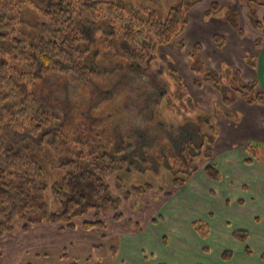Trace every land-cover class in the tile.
<instances>
[{
	"label": "rangeland",
	"instance_id": "374dc122",
	"mask_svg": "<svg viewBox=\"0 0 264 264\" xmlns=\"http://www.w3.org/2000/svg\"><path fill=\"white\" fill-rule=\"evenodd\" d=\"M112 1H120L126 15L140 19H146V9L156 12L162 20L172 7L182 9L186 25L183 33L186 36L160 47L157 55L142 68L135 64L128 65L122 60L120 52L126 43L115 33L119 23L114 25L115 28L93 22L82 24L90 42L87 66L94 74L92 81L86 87L79 85L73 80L69 67L63 65L59 72L40 79L35 88L40 105L60 116V121L52 128L61 127L64 134L63 139L57 140L53 138L57 130L52 129L48 131V142L38 147L40 161L46 171L44 199L48 212L61 211L62 203L56 199L54 189L67 171L60 165L75 159V152L84 150L83 143L86 151L90 144L100 140L110 145L111 151L117 144L119 147L125 146L127 150L130 149L125 157L133 160L136 168L119 173V180H109L116 205L111 204L104 211L78 215L74 220L75 230L59 231L47 222L29 225L24 230L26 223L16 222L12 233L0 237V264L158 263V244H151L143 236L138 237L139 250L143 248L148 252L145 247L149 244L153 256L147 261L134 259L132 262V254L123 252L121 255L123 239L120 233L129 232L137 224L145 227L160 214L159 208L166 203L165 199L174 206L183 196L182 193L174 196L177 187L173 186L166 156L172 149L179 152L184 142L193 140L196 150L200 149L194 164L198 166V175L203 177L208 165H221L229 170V165L224 163L223 166V162L231 157L228 150L232 144L238 158L243 159L245 142L254 135L252 130L257 119L250 127L241 123L243 106L233 90L231 81L234 74L226 79L225 73L240 70V76L235 74L239 77L238 81L247 84L253 80L257 83V90L264 93V63L259 64L258 57L255 58L264 44V0L245 3L238 0L235 3L233 0ZM197 5L199 8L193 9ZM213 5L217 6L214 10ZM35 8L31 5L34 12L29 10L24 13L26 20L37 19ZM258 22L262 27L257 26ZM214 34L226 38L224 46L213 48ZM197 44L202 45L203 52L197 54L193 65L187 64L185 57L182 60L179 54H175L180 52L184 55L189 49L187 59L191 61L190 54ZM194 67L198 69L195 76L192 73ZM169 70L178 73L182 85L170 79ZM205 70L218 76V86L204 84L201 89L193 86L194 78L202 79ZM221 91L234 98V109L240 112L226 110ZM221 116L226 120L228 116L234 124L223 121ZM247 118L253 116L247 115ZM11 138L10 148L13 150H17L18 145L27 147L36 141L30 139L28 133L22 136L15 134ZM215 142L218 143L214 145ZM209 154L212 158H205ZM87 160H91V157ZM241 165L244 169V165ZM148 184L152 185L151 190L142 194L133 193V187ZM166 192L173 195L168 197ZM127 193L130 194L129 198ZM164 212L161 215L165 218ZM117 213L122 214V219L115 221ZM95 221H103L106 229H83L85 222ZM167 237L173 246L174 238ZM233 245L229 250L235 252L237 250ZM113 247L118 249L116 255L112 252ZM210 248L213 253L219 249L214 244ZM191 257L192 261H196L197 255L191 254ZM213 261L212 256L207 264H214ZM218 261L215 259L216 263ZM240 262L243 263L237 259L232 264ZM258 262L259 259L252 261L253 264Z\"/></svg>",
	"mask_w": 264,
	"mask_h": 264
},
{
	"label": "trees",
	"instance_id": "16d2710c",
	"mask_svg": "<svg viewBox=\"0 0 264 264\" xmlns=\"http://www.w3.org/2000/svg\"><path fill=\"white\" fill-rule=\"evenodd\" d=\"M238 1L245 3L252 0ZM31 5L36 7V20L24 18L26 11H33ZM215 8L217 6L213 5V10ZM144 12L146 19L128 16L123 4L112 0H0V237L12 233L18 221L26 223L24 230L41 222H47L59 231L75 230L74 220L78 215L104 211L111 204L116 205L109 180H119V173L134 170L136 164L125 157L130 149L117 144L111 151L112 147L100 140L90 144L87 151L83 143L84 150L76 151L75 159L60 165L67 174L56 184L54 194L62 203V209L57 213L48 212L44 199L46 171L40 161L38 147L48 142V131L52 129L57 130L53 136L57 140L63 139L64 134L61 127L52 128L60 121V116L40 105L35 88L40 79L59 72L63 65L69 67L76 83L84 87L89 85L94 74L87 66L90 42L82 26L85 22L109 24L112 28L119 23L115 33L126 43L120 52L122 60L128 65L146 67L150 59L157 55L158 48L179 38L186 25L183 10L176 7L169 10L165 20L154 11L146 9ZM257 26L262 27L261 22ZM225 40L223 35L214 37L217 47L224 46ZM201 51L202 45L197 44L190 54L191 65ZM192 71L198 75V69L194 67ZM168 74L173 82L182 85L176 71L169 70ZM235 74L240 76V70L227 71L225 78L232 76L236 97L248 104L264 105V93L257 90V83H241ZM204 84L216 87L219 78L205 70L202 79L195 78L193 81L197 89ZM222 100L225 106L234 103V98L225 92L222 93ZM25 133L36 140L35 143L11 149V137ZM36 145V148L33 147ZM198 151L200 149L196 150L194 141L189 139L181 145L179 152L172 149L166 156L173 186L177 187L173 193L198 171V166L194 164ZM247 153L250 156L247 164H252L253 160L264 163V146L249 144ZM88 157L91 160H87ZM205 158L212 157L209 154ZM205 173L212 181L220 182L222 179L214 164L208 165ZM151 189V184L132 188L136 194ZM170 193L166 192V195L171 197L173 194ZM120 219L122 214H115L114 220ZM82 227L86 231L95 228L105 230L106 224L103 221L85 222ZM193 227L202 238L209 236V227L203 221L194 222ZM134 230L140 233L144 229L137 224ZM233 237L245 243L249 232L237 230L233 232ZM113 253L116 255L115 249ZM247 253L252 254L249 248ZM231 257L229 251L223 254L224 259Z\"/></svg>",
	"mask_w": 264,
	"mask_h": 264
},
{
	"label": "crops",
	"instance_id": "0c3cea01",
	"mask_svg": "<svg viewBox=\"0 0 264 264\" xmlns=\"http://www.w3.org/2000/svg\"><path fill=\"white\" fill-rule=\"evenodd\" d=\"M233 1L236 2V0ZM198 8L199 5L193 9L197 10ZM183 35L186 36L183 33L179 38H182ZM215 35L220 34L212 35L213 48H217L214 42ZM189 52L188 49L184 55L180 52H175V54H179L182 60L185 57V62L191 64V61L187 59ZM259 53V56L256 54L255 58L258 57L259 64H261L264 63V44ZM193 76H195L194 73ZM239 100L243 106L241 108L243 111L241 123L250 127L254 119H257V123L254 122L255 129L252 130L254 135L245 142L243 159L238 158L236 148L232 144L230 145L231 149L228 148L232 160L226 158L223 162V166L224 163L229 165L227 167L229 170L227 171L221 165L217 166L222 176L220 182L210 180L205 171L203 177L199 176L198 171H196L191 179L174 195L182 193L183 196L178 198L174 206H171L173 204L165 199L166 205L160 206V214L158 213L150 223L143 227V232L138 233L131 229L129 232L120 233L123 239L121 255L123 252L124 254H132L130 259L133 260L132 262L135 261L134 259L147 261L150 256H153L149 244L145 247L148 252L143 248L141 251L139 250L138 237L143 236L151 244L157 243L160 248L159 252L156 251L159 259L156 264H207L212 256L214 264H232L237 259L243 261L240 264H253L252 261L258 259L259 264H264L262 259L264 254V163L257 160H253L252 164L246 163V160L250 158L247 153L249 144L261 142L258 145L264 146V105L248 104L242 98ZM234 107L233 104L230 107L225 106L229 112L233 110L240 112ZM247 115L253 116V118H247ZM221 117L223 121L234 124L228 116H226L228 120L224 116ZM217 143L215 142L214 145ZM241 164L244 165V169L241 168ZM216 199L218 200L215 201ZM164 210L165 218L161 215ZM196 221H203L208 225L210 230L208 237L202 238L194 229L193 223ZM237 230L249 232V238L245 243L234 239L233 232ZM167 236L174 238L173 246H171V241ZM212 244L219 248L214 253L210 248ZM232 244H235L233 246L236 247L237 251L229 250ZM248 248L252 252L250 255L247 253ZM114 249L117 254L118 249L113 247L112 252ZM228 251L232 253V257L227 260L223 258V254ZM191 254L197 255L196 261H192ZM215 259L219 260L218 263L215 262Z\"/></svg>",
	"mask_w": 264,
	"mask_h": 264
},
{
	"label": "flooded vegetation",
	"instance_id": "af4514ba",
	"mask_svg": "<svg viewBox=\"0 0 264 264\" xmlns=\"http://www.w3.org/2000/svg\"><path fill=\"white\" fill-rule=\"evenodd\" d=\"M154 74V73H153Z\"/></svg>",
	"mask_w": 264,
	"mask_h": 264
}]
</instances>
